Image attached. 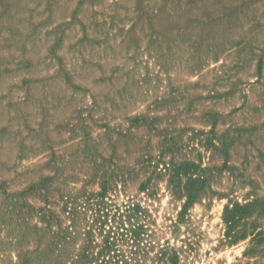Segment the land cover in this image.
<instances>
[{"label": "rangeland", "instance_id": "rangeland-1", "mask_svg": "<svg viewBox=\"0 0 264 264\" xmlns=\"http://www.w3.org/2000/svg\"><path fill=\"white\" fill-rule=\"evenodd\" d=\"M101 192L147 264H264V0H0V264H83Z\"/></svg>", "mask_w": 264, "mask_h": 264}, {"label": "trees", "instance_id": "trees-1", "mask_svg": "<svg viewBox=\"0 0 264 264\" xmlns=\"http://www.w3.org/2000/svg\"><path fill=\"white\" fill-rule=\"evenodd\" d=\"M196 181L198 178L190 176L182 186L185 206L197 197ZM106 195L104 192L98 193L94 206L90 208L91 222L84 233L82 263L147 264L150 249L156 246V242L143 237L146 229L144 224L139 223L138 217L143 215L144 208L135 200H128L122 206L111 204L105 200ZM164 247H158L154 264H175L176 259L166 253Z\"/></svg>", "mask_w": 264, "mask_h": 264}]
</instances>
